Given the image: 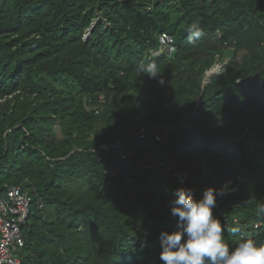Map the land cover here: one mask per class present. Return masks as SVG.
<instances>
[{"label": "trees", "instance_id": "obj_1", "mask_svg": "<svg viewBox=\"0 0 264 264\" xmlns=\"http://www.w3.org/2000/svg\"><path fill=\"white\" fill-rule=\"evenodd\" d=\"M210 186L230 248L264 243V0H0V194L31 196L23 264H163L176 190Z\"/></svg>", "mask_w": 264, "mask_h": 264}, {"label": "clouds", "instance_id": "obj_2", "mask_svg": "<svg viewBox=\"0 0 264 264\" xmlns=\"http://www.w3.org/2000/svg\"><path fill=\"white\" fill-rule=\"evenodd\" d=\"M186 30L189 43L205 35L198 23H192ZM144 71L149 77L158 74L154 66ZM225 194L224 188L210 186L197 199L189 188L176 190L171 214L177 217L179 226L174 231L164 230L160 234L159 258L163 264H264V243L248 237L230 248L225 241L226 227L213 214L217 196ZM257 214H264V206L258 209Z\"/></svg>", "mask_w": 264, "mask_h": 264}, {"label": "built area", "instance_id": "obj_3", "mask_svg": "<svg viewBox=\"0 0 264 264\" xmlns=\"http://www.w3.org/2000/svg\"><path fill=\"white\" fill-rule=\"evenodd\" d=\"M160 52L171 55L174 51L172 39L167 34L159 38ZM221 65L216 64L209 71L207 76L218 73ZM141 138L143 136H140ZM156 140L159 136L154 135ZM99 150L111 151L120 160H127L128 153L124 150L120 141L102 143ZM162 165V164H161ZM31 203V196L25 190L18 187H8L0 194V264H23L18 256L22 249L24 240L21 232V225L26 221Z\"/></svg>", "mask_w": 264, "mask_h": 264}]
</instances>
